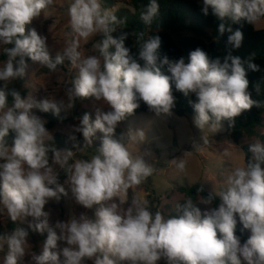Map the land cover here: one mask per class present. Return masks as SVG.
Here are the masks:
<instances>
[{"label":"clouds","instance_id":"clouds-1","mask_svg":"<svg viewBox=\"0 0 264 264\" xmlns=\"http://www.w3.org/2000/svg\"><path fill=\"white\" fill-rule=\"evenodd\" d=\"M55 3L0 0V216L27 225L0 234V264H264V142L249 143L245 162L223 174L219 191L213 187L202 195L199 187L195 199L188 196L166 215L152 210L137 191L156 172L154 153L141 149L145 131L116 132L141 103L157 116L171 115L174 90L196 98L190 101L193 124L203 135L193 148L209 143L206 129L217 133L223 122L234 126L243 112L262 107L249 91L248 73L260 70L256 54H233L244 33L232 25L264 18V0H202L201 12L211 11L217 20L216 39L228 34L226 51L212 57L197 47L187 58L162 54L158 34L123 30L126 20L104 0H68L70 38L53 53L48 37L27 26L42 15L50 17L46 13ZM158 12L157 0H150L139 20L149 28ZM92 38V52L82 54L81 41ZM29 61L49 72L67 63L77 74L63 97L22 95L12 85L28 76ZM77 100L91 101L95 118L90 112L73 117L78 123L67 130L72 146L58 148L47 119L38 113L63 122ZM97 133L99 147L78 158L93 148ZM188 153L170 159L177 172L185 171ZM69 190L74 204L94 209L93 215L73 212L50 223L46 205L59 203ZM29 231L46 234L38 252Z\"/></svg>","mask_w":264,"mask_h":264},{"label":"rangeland","instance_id":"rangeland-1","mask_svg":"<svg viewBox=\"0 0 264 264\" xmlns=\"http://www.w3.org/2000/svg\"><path fill=\"white\" fill-rule=\"evenodd\" d=\"M109 8L116 15H128L133 13L130 0H108ZM68 0H56L55 5L48 10L46 14L50 15L47 19L43 15L28 25V28H36V30L48 37L50 48L55 53L56 50L62 48L70 38L69 18L66 10ZM106 2V0H104ZM256 30L264 29V18L254 24ZM96 38L89 41H81V52L87 55L92 52L91 44ZM1 55V54H0ZM0 62H2L0 60ZM76 71L70 69L65 63L58 66L57 71L49 72L48 69L38 65L29 64L28 76L22 86L27 95L33 94L37 98L41 96L63 97L64 90L71 80L76 76ZM15 84V83H14ZM12 85V87L14 86ZM84 112L92 113V119L95 118L93 105L89 100H77L75 108L68 115L71 119L66 123H55L49 129L53 136L55 144L58 148H71V142L67 138L68 125L78 123L73 117L82 116ZM48 123L53 119L51 113H38ZM63 116L64 114L61 113ZM143 129L146 133L147 141L141 146V149L150 148L154 153L152 166L156 172L137 190L139 194L149 201L152 210H159L166 215L174 214L175 205L182 202L185 197L178 192L177 187H191L195 184L203 185L209 191L214 189L219 191L222 186V176L229 169L241 166L245 162L244 146H248L254 140L264 142V127L258 130L259 136L254 138L244 137L239 144H234L227 128H222L217 133L205 130V135L209 140L207 145H200L193 148L194 143H201L203 133L193 124V116L179 117L173 112L171 115L156 114H138L129 120H125L117 127V135L127 133L129 130ZM97 138L93 140V148L87 149L85 153L78 154V158L88 157L99 147L100 141ZM78 139L83 143V138L77 134ZM61 141V143H60ZM131 150L134 155L139 154V148L132 146ZM228 152L229 156H224V152ZM184 152H189L185 157L187 166L183 173L177 172L170 159L182 156ZM64 182V181H63ZM62 182V183H63ZM68 189V185H65ZM129 195L131 196V190ZM158 199V201H157ZM203 208V206H201ZM49 211L50 223H54L56 219L66 220L73 212L87 211L89 215H93V210H85L74 204L69 190V196L61 199L59 203L50 201L45 208ZM12 222L8 221L7 215L0 216V229L10 231ZM17 225V224H16ZM27 228L26 224L17 225ZM46 234L41 236L29 231V242L35 251H39L42 246ZM243 242V241H242ZM2 253L0 257H2ZM90 264V262H89ZM159 264H164L160 261Z\"/></svg>","mask_w":264,"mask_h":264},{"label":"trees","instance_id":"trees-1","mask_svg":"<svg viewBox=\"0 0 264 264\" xmlns=\"http://www.w3.org/2000/svg\"><path fill=\"white\" fill-rule=\"evenodd\" d=\"M133 13L128 15H117L119 18L126 20V25L123 26V30L129 32L144 30L148 31L150 35H159L161 37V53L167 54L173 58H179L184 56L187 58L190 51L195 50L197 47L203 48L209 53L210 56L223 57L225 54V45L227 40V33L224 36L216 39V27L217 20L211 14V11L207 16L201 12L200 4L202 0H157L159 4L158 15L154 18L151 26L146 28L139 20V13L142 6H147L150 0H130ZM105 6L109 7L110 2L106 0ZM233 29L239 28L244 33V41L242 47L233 52L234 55H239L242 58H247L250 54L255 55V63L259 65L260 70L257 72H249L248 79L250 81L249 91L252 93V98L261 103L262 107H253L252 109L243 112L236 118L234 126H229L228 122H223L229 133V137L234 144H239L244 137L254 138L258 137V130L264 127V29L256 30L254 25L248 24L245 21H241L239 24H233ZM116 35V34H114ZM129 45L134 44V38H130ZM261 50V54L258 55V51ZM133 51H136L133 47ZM4 57L1 54L0 60L3 61ZM31 61H29V64ZM25 79L18 80L14 86L21 92L22 95H27L25 90H22V86L25 83ZM259 86V92L256 91V87ZM176 97V105L172 112L179 117H188L195 115L190 101H195V96L185 98L181 93L173 91ZM155 114L147 108L146 105L141 103V106L135 111L133 115L128 116L125 120H129L138 114ZM53 118L46 127L51 129L55 123H66L71 118L67 117L63 122H60L56 117ZM11 142V136L8 138ZM61 143V141H60ZM245 160L248 154V146H244ZM66 177L63 173L60 175V182L62 183ZM199 187H203L204 192L202 195H206L209 190L203 185L195 184L191 187H177L179 193H181L185 199L192 195L195 199L196 190ZM158 201V199H157ZM16 224H11L10 230L16 227ZM240 225L237 226V235L240 233ZM4 233L0 229V234ZM249 233L245 232L242 235V241L247 239ZM1 254V253H0Z\"/></svg>","mask_w":264,"mask_h":264},{"label":"water","instance_id":"water-1","mask_svg":"<svg viewBox=\"0 0 264 264\" xmlns=\"http://www.w3.org/2000/svg\"><path fill=\"white\" fill-rule=\"evenodd\" d=\"M261 52H262V51H261V50H259V51H258V55H260V54H261Z\"/></svg>","mask_w":264,"mask_h":264}]
</instances>
